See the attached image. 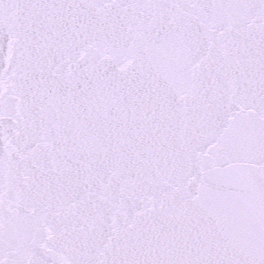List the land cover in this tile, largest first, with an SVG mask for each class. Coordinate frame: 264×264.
<instances>
[{"label":"snow or ice","instance_id":"1","mask_svg":"<svg viewBox=\"0 0 264 264\" xmlns=\"http://www.w3.org/2000/svg\"><path fill=\"white\" fill-rule=\"evenodd\" d=\"M0 264H264V0H0Z\"/></svg>","mask_w":264,"mask_h":264}]
</instances>
